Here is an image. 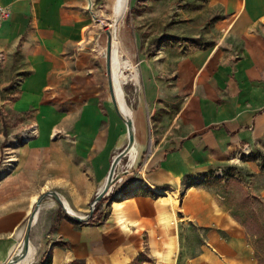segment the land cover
Returning <instances> with one entry per match:
<instances>
[{"label": "crops", "instance_id": "crops-1", "mask_svg": "<svg viewBox=\"0 0 264 264\" xmlns=\"http://www.w3.org/2000/svg\"><path fill=\"white\" fill-rule=\"evenodd\" d=\"M219 1L225 12L221 38L181 57L177 80L186 88L185 100L169 129L156 128L157 152L143 163L146 170L119 191L121 180L114 183L106 225L82 234L61 222L72 252L95 254L88 264H257L247 230L215 192L205 183L185 182L187 174L213 172L235 157H264L254 150L264 144V0ZM0 5L11 8L0 32V264H7L37 201L36 173L50 172L57 152H27V147L3 152L5 137L15 126L35 125L34 146L45 144L52 126L85 108L95 118L86 119L84 136V129L76 133L79 146L82 140L93 144V125L104 119L101 104L109 111L112 106L98 74L89 75L81 46L91 24L90 0H0ZM136 134L135 161L142 150ZM126 138L129 143L128 133ZM243 147L251 152L243 153ZM6 155L14 157L13 166L2 172ZM107 156L102 152L98 158L104 162ZM149 165L155 166L147 171ZM61 198L67 211L84 215ZM106 239L111 247L103 256ZM72 252L57 263L78 256Z\"/></svg>", "mask_w": 264, "mask_h": 264}, {"label": "rangeland", "instance_id": "rangeland-1", "mask_svg": "<svg viewBox=\"0 0 264 264\" xmlns=\"http://www.w3.org/2000/svg\"><path fill=\"white\" fill-rule=\"evenodd\" d=\"M90 10L91 24L85 29L81 46L85 52V62L89 60V75L93 72L98 74L99 84L104 86L105 102L109 101L112 106V111H109L104 102V105L101 104L104 119L93 125L94 132L97 133L94 143L82 140L79 146L81 139L76 130L84 129V136L85 128H88L86 119L95 115L83 108L73 111L66 122L52 126L45 144L34 146L35 139L24 146L20 141L25 136L26 126H15L7 134L3 144V152H21L23 147L30 148L27 152H57L51 160L50 172L42 169L36 173V199L45 193L56 191L84 214H76L77 216L86 218L84 221L77 220L52 194H47L37 208L40 210L37 223H34L30 231V243L35 254L28 264H39L43 257L46 258L42 264H46V259L50 256L53 258L52 264L55 261L59 264L57 262L62 263L66 253L72 252L70 242L60 232L63 220L74 224L82 234L85 233L84 230L89 231V228L107 224V207L113 193H108L103 201L95 205L93 214H96L95 211L102 212L100 223L92 225L88 215L98 191L105 183L114 157L128 145L126 135L130 133V128L125 125L117 102L118 105L123 104L125 118L139 124V133L135 134L142 146L137 161L135 158L131 159L134 156L132 153L130 157L129 154L124 156L118 163L115 180H121L119 191L131 179H138L139 170H146L143 163L157 152V141L154 138L156 128L169 129L174 115L181 109L186 89L180 87L177 80L181 57L190 49L212 47L218 43L224 31L225 12L219 0H130L128 10L116 3V0H95V5ZM113 40L117 42V54L119 47L124 50L122 57H118V63L121 64L122 59H129L139 73L138 82L129 81L119 86L116 92L117 102L112 85ZM86 72L87 69L85 75ZM80 120H85V124H78ZM111 121L114 122L111 123L115 132L113 139L108 134ZM53 129L57 130L52 135ZM169 150L165 149L166 152ZM254 150L264 152V144ZM102 152L110 153L104 162H100L98 158ZM137 152L136 142L134 153ZM6 158L1 166L2 172L13 166ZM235 158L213 172L187 174L185 182L187 186L205 183L215 192L221 203L247 230L250 244L257 256L264 254V157ZM152 166L155 165H149L147 171ZM36 204L35 202L30 214L22 222V235L16 240L13 250L25 239V229L27 231L26 226L32 212L36 210ZM67 209L72 211L69 207ZM109 247L110 242L106 239L103 242V256L107 254ZM74 253L75 251L72 252ZM75 254L78 256L64 264L74 260L78 261L77 264L94 262V253H89L88 257L83 252ZM256 259L258 264L259 259Z\"/></svg>", "mask_w": 264, "mask_h": 264}, {"label": "bare ground", "instance_id": "bare-ground-1", "mask_svg": "<svg viewBox=\"0 0 264 264\" xmlns=\"http://www.w3.org/2000/svg\"><path fill=\"white\" fill-rule=\"evenodd\" d=\"M127 2H128V0H116V3L120 4L124 8L127 7ZM90 4H91V8H92L93 7V0H90ZM118 50H119V53H118L119 56L117 54V42L115 40H113V47H112V52H111V54H112V85L114 87V95H115L116 101H117V95H118V94H116V92L118 91L120 85L127 84V83H129V81H134V82L139 81V73L137 71V68H136V66H134V64L129 59H127V60L122 59L121 64L118 63V57H122V53L124 51L123 47H119ZM117 107H118V110L121 112V114L123 115V117L126 121L125 125L130 128V133L128 132V136H129V143L128 144H130V147L128 148L127 155L130 154L129 156H131L132 153L135 152V148H136L135 123L130 118H125L126 117V110H125L123 104L118 105V102H117ZM36 206H37V208L39 207V205H36ZM37 208L34 211L31 219L29 220L28 225L30 222L32 224H34L33 218H34V215L36 213H38L36 220L38 219L40 210ZM68 213L77 216L72 211H68ZM35 223H37V222L35 221ZM27 228H28V226H27ZM34 254H35V249L31 245V243L28 246L26 245V237H25L23 242L19 245L18 251L15 253L14 257L7 264H28L33 259Z\"/></svg>", "mask_w": 264, "mask_h": 264}, {"label": "water", "instance_id": "water-1", "mask_svg": "<svg viewBox=\"0 0 264 264\" xmlns=\"http://www.w3.org/2000/svg\"><path fill=\"white\" fill-rule=\"evenodd\" d=\"M115 101H116V98H115ZM129 147H130V144H128L127 147L124 150H122L121 152H119L114 157V160L112 162V165H111V168H110V171H109L108 179L106 181V185H105V187L102 190L98 191L97 196H96V198H95V200H94V202L92 204L91 212L88 215V218L89 219L93 216L94 209H95V205L99 201H101L109 193L110 189L113 187L114 183L116 182V180H115V172H116L117 165L122 160V158L127 155L128 148ZM47 194H52L61 204H63V200H62L61 196H59L56 191H50L48 193L43 194L39 199H37V201H36L37 205H40L42 203L43 198L45 196H47ZM63 206H64V204H63ZM64 208H65V206H64ZM70 215H72V214H70ZM72 216L74 218H76L77 220H80V221H84L86 219L85 217H81V216H75V215H72ZM33 225L34 224H32L31 222L29 223L28 228H27V231H26V234H25V237H26V245L27 246L30 244V241H31L30 240V231H31V228L33 227Z\"/></svg>", "mask_w": 264, "mask_h": 264}, {"label": "built area", "instance_id": "built-area-1", "mask_svg": "<svg viewBox=\"0 0 264 264\" xmlns=\"http://www.w3.org/2000/svg\"><path fill=\"white\" fill-rule=\"evenodd\" d=\"M11 15V8L9 5H0V32L3 28V23L9 19ZM37 136V126L35 125H31V126H28L26 128V133H25V136L22 137L21 139V143L23 144H26V143H29L31 142L35 137ZM18 142V141H17ZM243 153L245 154H249L251 152L250 149H246L245 147L242 148L241 150ZM7 162L12 163L13 162V158L12 156H8L6 158Z\"/></svg>", "mask_w": 264, "mask_h": 264}, {"label": "trees", "instance_id": "trees-1", "mask_svg": "<svg viewBox=\"0 0 264 264\" xmlns=\"http://www.w3.org/2000/svg\"><path fill=\"white\" fill-rule=\"evenodd\" d=\"M101 201H103V199ZM101 201H99L98 203H100ZM95 212H96V214H93V216L89 219L90 223H95V222H98V221H100L102 219V212H100V211H95ZM37 214L38 213H36L34 215L33 223H35V221H36ZM256 257L259 259V263L258 264H264V254H257ZM45 258L46 257H43V259L41 260V262L39 264H42L44 262ZM52 262H53V258H52V256H50L49 258L46 259L45 263L46 264H52ZM77 263H78V261L74 260V261L70 262L69 264H77Z\"/></svg>", "mask_w": 264, "mask_h": 264}]
</instances>
